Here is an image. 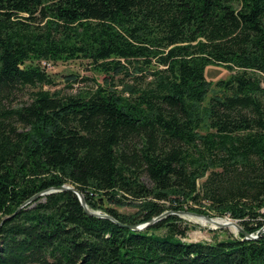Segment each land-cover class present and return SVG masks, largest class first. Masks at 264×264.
<instances>
[{
  "label": "trees",
  "instance_id": "1",
  "mask_svg": "<svg viewBox=\"0 0 264 264\" xmlns=\"http://www.w3.org/2000/svg\"><path fill=\"white\" fill-rule=\"evenodd\" d=\"M75 58L109 83L52 90L41 60ZM62 184L117 222L69 189L24 204ZM167 208L264 225V0H0V264H264V233L127 227Z\"/></svg>",
  "mask_w": 264,
  "mask_h": 264
},
{
  "label": "rangeland",
  "instance_id": "2",
  "mask_svg": "<svg viewBox=\"0 0 264 264\" xmlns=\"http://www.w3.org/2000/svg\"><path fill=\"white\" fill-rule=\"evenodd\" d=\"M41 65L43 66L44 70L53 76L57 83L52 87V90H58L60 93H77L82 90L91 89L95 87L96 83L106 84L109 83L108 81L111 79L107 73L99 72L92 68V66L88 63V60L83 58H75L70 60H50V59H43L41 60ZM231 71L227 69L223 65H216V64H208L205 69L206 79L210 81L212 84L217 82L220 79H227L231 75ZM112 73H109V75ZM76 77V80H70L72 76ZM123 80V81H121ZM127 76L124 75H117L114 77L113 82L115 83V90L123 91V82H127ZM114 84H112L113 86ZM212 92L211 90L209 91ZM205 126L199 131H204ZM144 180L150 184V181L146 176L143 177ZM135 204V203H132ZM125 205L118 207L119 211L122 212H134L136 207L133 205ZM189 205H194L192 201L189 202ZM183 207H187L184 203ZM179 210H173L167 208L165 211H171L172 213L178 215L181 218L180 224H186L189 228L186 231L185 235L179 236L183 241L186 242H196V241H205L210 242L215 237L217 239H226V238H238L239 232L236 229H233L230 226L226 227H211L209 223L202 224L198 221L200 218H197L193 215L186 214V213H176ZM100 211V210H99ZM183 211H188L184 210ZM205 214V213H203ZM208 215V214H207ZM211 216V215H209ZM212 217H221V218H228L232 219L233 221L237 222L242 227V218L233 217L231 214L226 213L224 215H217L213 214ZM244 219V218H243ZM264 226V225H263ZM166 232V229L156 230L155 233L159 235H163ZM257 232V231H256ZM255 232V233H256ZM253 233V234H255Z\"/></svg>",
  "mask_w": 264,
  "mask_h": 264
},
{
  "label": "water",
  "instance_id": "3",
  "mask_svg": "<svg viewBox=\"0 0 264 264\" xmlns=\"http://www.w3.org/2000/svg\"><path fill=\"white\" fill-rule=\"evenodd\" d=\"M67 189L72 190L77 195L80 203L85 208V211L88 214L94 215V216H98V217L109 218V219H112L113 221L117 222V220L113 216H111V215H109L107 213H103V212H101L99 210H94V209L89 208L87 203H86V200H85V198L83 196V193L80 192L74 186L69 185V184H62V185H60L58 187H50V188H48V189H46V190H44V191H42L40 193L35 194L31 198H29L27 201H25L24 204L31 202L32 200H34L39 195H43V194H47V193H51V192H55V191H60V190H67ZM170 213H171V211H165L162 214L150 219L147 222H144V223H141V224H131V225H127V227L132 229V230H141V229L146 228L148 225L160 220L161 218L165 217L166 215H168ZM176 213H186V214L193 215V216H195L197 218H204V219H207L209 221L213 220L212 216H209V215L203 214V213L193 212V211L180 210V211H177ZM227 225H228L227 223H223V224H219L218 227H226ZM234 226L236 227V230L238 232L242 233V235H243L242 240L257 239L264 233V226L260 227L255 234L247 232L246 230L243 229V227H241L235 221H234Z\"/></svg>",
  "mask_w": 264,
  "mask_h": 264
},
{
  "label": "bare ground",
  "instance_id": "4",
  "mask_svg": "<svg viewBox=\"0 0 264 264\" xmlns=\"http://www.w3.org/2000/svg\"><path fill=\"white\" fill-rule=\"evenodd\" d=\"M198 221H200L202 224L209 223L211 227H218L219 224L227 223V227L230 226L233 229H236V227L234 226V221L228 218L213 217V220L210 221L204 218H200Z\"/></svg>",
  "mask_w": 264,
  "mask_h": 264
}]
</instances>
